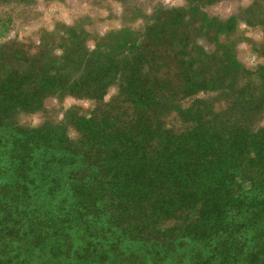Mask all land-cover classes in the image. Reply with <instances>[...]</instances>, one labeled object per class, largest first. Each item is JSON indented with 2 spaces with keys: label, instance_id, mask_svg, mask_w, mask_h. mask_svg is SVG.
Wrapping results in <instances>:
<instances>
[{
  "label": "trees",
  "instance_id": "trees-1",
  "mask_svg": "<svg viewBox=\"0 0 264 264\" xmlns=\"http://www.w3.org/2000/svg\"><path fill=\"white\" fill-rule=\"evenodd\" d=\"M184 13L158 23L164 41ZM129 47L79 79L0 61V264H264V65L235 76L225 109L181 114L177 132L162 121L170 80L141 71ZM114 79L117 101L93 115L13 122L48 97L102 100ZM192 81L171 91L202 88Z\"/></svg>",
  "mask_w": 264,
  "mask_h": 264
},
{
  "label": "rangeland",
  "instance_id": "rangeland-1",
  "mask_svg": "<svg viewBox=\"0 0 264 264\" xmlns=\"http://www.w3.org/2000/svg\"><path fill=\"white\" fill-rule=\"evenodd\" d=\"M178 8L184 9V20L172 28L174 40L166 42L158 23ZM133 38L135 43L125 45ZM127 47L141 71L169 79L171 86L188 87L193 78L200 82L202 88L194 93L173 92L171 86L166 91L171 95L162 103V121L178 132L189 126L181 114L198 104L225 109L236 98L231 87L241 82L235 76L264 65V0H0V61L9 66L18 62V69L30 70L39 62L49 72L79 79L104 58L121 61ZM219 76L216 87L207 79ZM120 84L110 82L102 100L48 97L36 112H16L13 122L21 127L65 125V113L72 108L89 116L102 104L115 103ZM66 131L77 138L69 125ZM178 223L164 220L160 225Z\"/></svg>",
  "mask_w": 264,
  "mask_h": 264
}]
</instances>
